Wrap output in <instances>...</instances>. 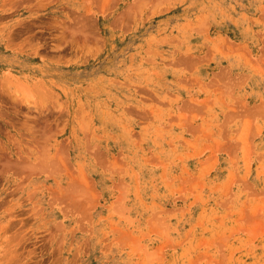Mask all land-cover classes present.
<instances>
[{
  "label": "rangeland",
  "instance_id": "1",
  "mask_svg": "<svg viewBox=\"0 0 264 264\" xmlns=\"http://www.w3.org/2000/svg\"><path fill=\"white\" fill-rule=\"evenodd\" d=\"M0 264H264V0H0Z\"/></svg>",
  "mask_w": 264,
  "mask_h": 264
}]
</instances>
